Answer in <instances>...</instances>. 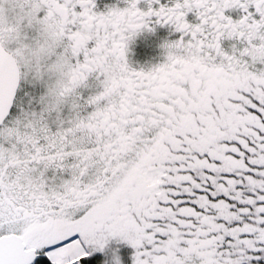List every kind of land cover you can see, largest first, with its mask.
I'll list each match as a JSON object with an SVG mask.
<instances>
[{
  "label": "snow or ice",
  "instance_id": "6c2138e0",
  "mask_svg": "<svg viewBox=\"0 0 264 264\" xmlns=\"http://www.w3.org/2000/svg\"><path fill=\"white\" fill-rule=\"evenodd\" d=\"M0 264H264V0H0Z\"/></svg>",
  "mask_w": 264,
  "mask_h": 264
},
{
  "label": "flooded vegetation",
  "instance_id": "af4514ba",
  "mask_svg": "<svg viewBox=\"0 0 264 264\" xmlns=\"http://www.w3.org/2000/svg\"><path fill=\"white\" fill-rule=\"evenodd\" d=\"M98 6L103 9L104 4L116 3V0H97ZM168 37L166 28H157L155 32H143L130 45L129 60L133 66H148L161 61L159 45Z\"/></svg>",
  "mask_w": 264,
  "mask_h": 264
}]
</instances>
